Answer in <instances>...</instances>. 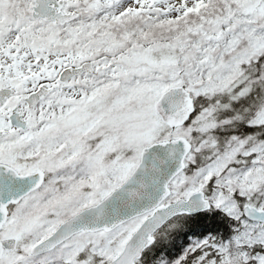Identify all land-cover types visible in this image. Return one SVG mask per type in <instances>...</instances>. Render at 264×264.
Segmentation results:
<instances>
[{
	"label": "snow or ice",
	"instance_id": "1",
	"mask_svg": "<svg viewBox=\"0 0 264 264\" xmlns=\"http://www.w3.org/2000/svg\"><path fill=\"white\" fill-rule=\"evenodd\" d=\"M0 264H264V0H0Z\"/></svg>",
	"mask_w": 264,
	"mask_h": 264
}]
</instances>
